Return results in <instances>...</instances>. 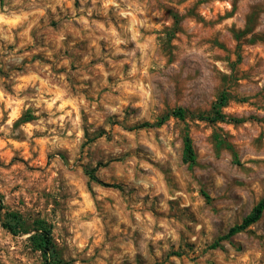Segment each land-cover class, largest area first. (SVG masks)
Returning <instances> with one entry per match:
<instances>
[{"label":"rangeland","instance_id":"1","mask_svg":"<svg viewBox=\"0 0 264 264\" xmlns=\"http://www.w3.org/2000/svg\"><path fill=\"white\" fill-rule=\"evenodd\" d=\"M223 2L0 0L27 14L0 31V89L35 97V74L85 100L79 140L31 100L0 132V264H43L39 221L65 264H264V210L227 235L264 195V0Z\"/></svg>","mask_w":264,"mask_h":264},{"label":"clouds","instance_id":"2","mask_svg":"<svg viewBox=\"0 0 264 264\" xmlns=\"http://www.w3.org/2000/svg\"><path fill=\"white\" fill-rule=\"evenodd\" d=\"M15 2L19 3L20 0H15ZM103 2L105 9H108L109 6L120 9L118 0H103ZM95 3L96 0H93V4ZM222 7H230L227 0H224ZM119 14L121 16H132L131 12H125L123 10H121ZM25 19H27L26 13L20 15L13 13L10 18L8 15H5L4 12H0V31L3 30L4 25L15 27ZM133 19L135 20V17H133ZM135 22L142 23V21ZM84 23L87 24V21H84ZM99 27L103 28V25H99ZM111 32L114 36L117 34L115 28H113ZM137 35L139 34L137 33ZM122 42L123 41L120 40L116 41L117 44ZM25 81V84L17 85V94L22 92L26 87L32 86L37 88V96H25L18 99H11L7 97L3 89H0V104H5V108H0V119H3L5 110L9 112L6 124L0 125V132H7L11 128L13 123L22 115V111L27 107L25 101L31 100L37 108L48 114V119L46 121L48 124H58L60 128H64L65 124H70L71 128L76 133L77 139H81L83 137V131L80 127L82 124L80 106L85 104V100L83 98L77 99L71 96L64 88L56 84H50L47 79H43L35 74L26 77ZM112 111H116V109H112ZM37 115H39V113H37ZM44 123L45 121H40L36 125L29 123L26 126H22V128L27 136L31 137L33 135V129L44 131ZM68 134L71 135L72 132L69 131ZM0 147H3V141H0Z\"/></svg>","mask_w":264,"mask_h":264},{"label":"trees","instance_id":"3","mask_svg":"<svg viewBox=\"0 0 264 264\" xmlns=\"http://www.w3.org/2000/svg\"><path fill=\"white\" fill-rule=\"evenodd\" d=\"M223 98H222V102ZM172 114L178 117L183 116L182 109L178 108L174 111H172ZM219 117H223L219 112H216L214 116H206L202 119L214 121L218 119ZM164 118H160L156 125L160 124ZM145 126H151L149 123H142L135 128L145 127ZM182 158L184 161L193 163L195 161V153L192 147L191 139L186 134L183 138V151H182ZM264 210V195L260 198V200L253 206L251 211L245 215L241 222L238 224L233 225L229 228L227 235H232L240 230L245 229L250 224L257 221L262 212ZM8 228L16 232L17 227L19 226V218L16 214L11 213L9 214V223ZM29 240L33 243L36 249H38L41 252L42 258H43V264H65L62 259L59 258L55 246L51 237V230L47 226L45 221H39L38 222V231L34 234H32L29 237Z\"/></svg>","mask_w":264,"mask_h":264}]
</instances>
